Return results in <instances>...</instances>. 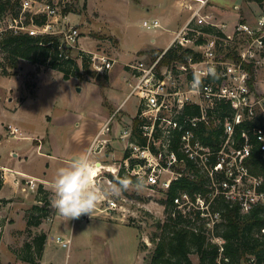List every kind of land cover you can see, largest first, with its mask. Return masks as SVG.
<instances>
[{"label": "rangeland", "instance_id": "1", "mask_svg": "<svg viewBox=\"0 0 264 264\" xmlns=\"http://www.w3.org/2000/svg\"><path fill=\"white\" fill-rule=\"evenodd\" d=\"M207 1L203 11H211L207 8L209 4L221 7L228 19L220 21L229 26L237 21L254 25L256 19L264 15V1ZM23 2L18 16L7 12L0 14V31L9 27L21 31L31 28L30 25L24 28L25 13L30 10L24 9ZM62 7L57 24L60 27L73 25L80 31L77 47L72 51L74 58L81 49L116 59L110 70L114 73V83L120 86L118 98L112 101L110 108L107 100L98 93L99 87L89 88L80 81L84 77L103 88L108 84L109 70H95L91 65L96 75L87 74L81 68L79 56L76 60L83 77L64 78L59 69L25 59H19L16 68H6L0 51V164H3L0 165V188L5 171L12 172L7 166H39L38 159L43 158L30 153L32 140L29 136L46 131L49 127L46 114H59L65 110L72 109L91 118L100 113L103 115V122L109 124V144L104 154H92V157L117 166L125 146V139H120L119 135L132 125L138 99L132 95L122 102L132 81L126 64L138 60L149 63L152 59L149 51L164 49L172 32L181 27L189 13L176 0H67L65 7L70 10L65 14ZM29 13L31 15V11ZM154 18L160 21L159 27L142 25V20ZM115 104H118L116 109ZM8 125L17 126L21 133L11 135ZM54 127L50 126L49 130ZM108 175L114 179L111 184H118L121 179L113 178L111 173ZM14 180L18 182L17 178ZM11 182L8 178L0 193V264H146L153 248L151 236L157 232L156 221L164 216L162 201L166 195L161 187L144 184L137 189V180L132 181L133 187L129 190L108 197L117 203L115 209L106 208L107 202L101 200L91 215L66 220L52 206V190L45 188L49 191L46 197L49 207L48 215L44 217L43 210L36 208L44 204L38 197V186L31 192L24 189L21 179V193H12L7 186ZM100 184L108 186L103 180ZM27 190L30 192L24 194ZM29 215L35 219L41 217V222L37 226L28 224ZM39 232L46 233L41 257L38 258L37 252L31 249L32 261L23 260L25 242H31ZM64 241L66 245H63ZM190 257L198 263L195 254Z\"/></svg>", "mask_w": 264, "mask_h": 264}, {"label": "built area", "instance_id": "2", "mask_svg": "<svg viewBox=\"0 0 264 264\" xmlns=\"http://www.w3.org/2000/svg\"><path fill=\"white\" fill-rule=\"evenodd\" d=\"M188 6L189 18L174 31L169 45L149 63L142 60L128 62L126 71L132 77L124 101L135 95L137 99V129L144 142L133 136L132 125L122 130L125 156L116 166L105 160L99 162L98 177L106 185L113 178L132 176L143 178L145 185L161 187L165 191L182 177H206V193L179 192L173 203L182 213L190 208L207 216V227L218 219V213H209L211 198L237 199L242 210L252 203L264 204V177L250 173L246 164L252 149L249 136L255 137L264 151V15L254 25L237 21L229 26L218 22L215 16L203 11L207 0H194ZM67 0H24V9L32 15H45V22L30 21L31 35H57V57L72 58L80 31L73 25L60 27L62 5ZM34 3V7H32ZM29 11V12H30ZM65 17V15H64ZM147 28L160 26L157 18L142 21ZM216 27L220 32H209L204 27ZM169 47L190 48L199 54L186 62L173 61L159 65L162 54ZM79 49L77 51V55ZM87 53V52H85ZM90 66L95 70H110L116 59L104 53L89 52ZM80 57V55H79ZM213 70L214 75L209 70ZM123 101V102H124ZM251 123L250 126H243ZM11 135L20 134L17 126L8 125ZM206 129L216 134L208 141ZM109 124L105 122L96 132L87 152L100 154L109 144ZM237 136L243 138L238 144ZM108 175V176H107ZM24 189L35 191L36 178L24 175ZM190 197H196L192 200ZM106 208L115 209L117 203L108 197ZM220 244L221 240L215 238ZM67 242L64 241L63 245Z\"/></svg>", "mask_w": 264, "mask_h": 264}, {"label": "trees", "instance_id": "3", "mask_svg": "<svg viewBox=\"0 0 264 264\" xmlns=\"http://www.w3.org/2000/svg\"><path fill=\"white\" fill-rule=\"evenodd\" d=\"M261 3L264 0H254ZM22 0H0V14L7 12L12 16H18ZM68 7L63 8L64 14L69 11ZM25 24L32 22L42 24L45 22V15H30L25 13ZM209 32H220L216 27H204ZM57 35L42 34L31 35L27 31L13 30L10 27L0 31V51L3 53L6 68H16L19 59L28 60L37 65H43L62 71L64 78L70 76L83 77V72L96 75L90 68L89 55L79 51L74 58L59 59L57 57ZM163 49L153 48L149 52L152 59L156 58ZM80 55L81 68L76 58ZM191 56L197 59L199 54L190 48L169 47L161 56L159 65L169 64L173 61L186 62V58ZM4 72L6 70L4 69ZM138 119L133 118L132 139L140 143L144 142L137 129ZM251 123H244L243 126H250ZM208 136H203L204 141H208L216 134L211 129H206ZM253 146L247 157L246 164L251 174L264 177V151L259 147L255 137L250 135ZM238 144L243 138L237 136ZM125 151L123 156H125ZM135 181L134 177H128ZM38 197L44 201L42 207L43 216L48 215L49 203L47 201V191L40 183L38 184ZM206 177L199 176L190 179L182 177L177 182L171 184L165 191L166 197L163 199V213L161 220L156 221L157 232L151 236L153 248L146 264H195L190 255L195 254L198 258L197 264H264V204L255 202L247 210H242L237 199L226 197H203L206 201L210 198L208 207L209 213H218V219L210 227H207V216L201 215L200 210L190 208L182 213L173 203V198L179 192L206 193ZM194 200L196 197H190ZM42 216V215H41ZM27 219L28 224L37 226L40 218ZM221 240L220 244L215 240ZM46 233H36L30 242H25L23 246L22 259L32 261L31 249L41 257ZM26 250V254H24Z\"/></svg>", "mask_w": 264, "mask_h": 264}, {"label": "crops", "instance_id": "4", "mask_svg": "<svg viewBox=\"0 0 264 264\" xmlns=\"http://www.w3.org/2000/svg\"><path fill=\"white\" fill-rule=\"evenodd\" d=\"M176 2L179 6H181L183 9H186L187 11L189 10L188 6L195 7L197 5V2L194 0H176ZM207 8L211 10L210 13H212L215 17H218V22H221L220 20L227 21L228 18L224 14L221 7L209 4L207 5ZM189 14L190 11L183 23H185V21L189 18ZM221 15L223 16V18H221ZM173 34L174 32H172V34L170 35L169 43L173 37ZM169 43L167 44V46L169 45ZM107 73L108 84H105L103 86L104 89L101 88V86L98 84L91 83V81H89L87 78L83 77V79L80 81L87 84V87L89 88L99 87V89L97 88L98 93L100 95H103L111 108L112 101L118 98V91L120 89V86L114 83V73H112L111 70H109ZM76 90H80V88H77ZM126 95L124 97H126ZM99 98H101V96H99ZM124 99L125 98H123V101ZM117 107L118 104H115L114 109H116ZM46 117L49 127L53 125H55V127L52 128V130H49L48 127L46 131L41 134L29 136L32 140V144L29 147L30 153H35L34 155L43 158L42 160L38 159V161L40 162L39 166H7V168H10L12 172L8 173L7 171H5V179L3 180V185L0 188V193L3 186L6 185L8 178L12 179L11 185H7L9 187V190H11L12 193H21L19 182L21 183V179L24 180V175L36 178L38 184L41 183L46 189L52 190L50 182L54 178L57 169L63 166H67L74 158L82 153L87 152L92 138L100 129V127L105 123L103 122V115H101V113L91 118L84 114H78L75 110L72 109L65 110L59 114H46ZM113 152L114 151H112L111 154ZM13 155L16 156V153H13ZM16 178L18 182L14 180ZM27 192L29 193L30 191H24V194Z\"/></svg>", "mask_w": 264, "mask_h": 264}, {"label": "clouds", "instance_id": "5", "mask_svg": "<svg viewBox=\"0 0 264 264\" xmlns=\"http://www.w3.org/2000/svg\"><path fill=\"white\" fill-rule=\"evenodd\" d=\"M214 75L213 70H209ZM99 162L93 159L91 152H85L74 158L67 166L57 169L50 182L53 191L52 206L66 220L76 219L82 215H91L100 201L105 197L119 196L123 191L133 187L128 177L121 178L118 184L107 187L99 183ZM146 182L141 177L137 180V189Z\"/></svg>", "mask_w": 264, "mask_h": 264}, {"label": "water", "instance_id": "6", "mask_svg": "<svg viewBox=\"0 0 264 264\" xmlns=\"http://www.w3.org/2000/svg\"><path fill=\"white\" fill-rule=\"evenodd\" d=\"M97 78H99V74H97Z\"/></svg>", "mask_w": 264, "mask_h": 264}]
</instances>
